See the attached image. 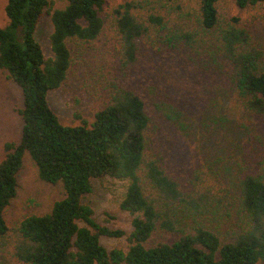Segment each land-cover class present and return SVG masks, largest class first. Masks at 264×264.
Instances as JSON below:
<instances>
[{
	"label": "trees",
	"instance_id": "16d2710c",
	"mask_svg": "<svg viewBox=\"0 0 264 264\" xmlns=\"http://www.w3.org/2000/svg\"><path fill=\"white\" fill-rule=\"evenodd\" d=\"M60 1L62 7L52 0L4 6L0 70L20 89L22 124L19 142L5 144L0 161V259L7 252L8 264H264V55L248 30L236 17L221 19L220 0H197L194 29L171 23L177 4L163 10L150 0L120 4L114 14L124 81L107 83L92 122L69 126L48 95L65 83L73 49L101 34L105 1ZM235 5L259 7L264 18V0ZM43 16L52 26L49 57L36 36ZM148 51L159 58L147 56L149 65L140 69ZM184 71L190 79L184 73L174 82ZM190 124L222 140L226 151L210 166H229L233 189L200 186L197 177L187 189L167 171L161 149L168 129L181 135ZM26 155L38 179L61 184L64 197L11 231L4 213ZM105 178L128 182L119 206L133 217L125 251L101 244L125 232L96 222L84 202ZM159 232L174 240L147 246Z\"/></svg>",
	"mask_w": 264,
	"mask_h": 264
},
{
	"label": "rangeland",
	"instance_id": "374dc122",
	"mask_svg": "<svg viewBox=\"0 0 264 264\" xmlns=\"http://www.w3.org/2000/svg\"><path fill=\"white\" fill-rule=\"evenodd\" d=\"M55 7H62L63 2L52 0ZM105 5L101 18L104 25L101 34L89 45L76 46L72 51L71 68L65 83L48 95V101L64 125L77 126L82 120L92 122L93 115L101 103V94H105L107 83L118 81L123 83L124 76L121 73L119 63V38L115 27L114 10L128 0H104ZM158 10L163 8L180 6L171 15V23L175 21L185 22L194 29L197 21V0H150ZM6 0H0V28L7 26L4 14ZM164 4V5H163ZM218 14L223 20L236 17L240 20L251 36V44L261 50L264 55V18L259 7L240 9L235 5V0H220L217 4ZM180 14V16H179ZM52 32V26L48 16H43L38 30L37 39L43 49L44 55H51L48 38ZM175 60L173 53L168 55ZM158 60V56L150 51L142 54L140 69L146 68L148 58ZM264 61V59H263ZM264 65V62H263ZM190 79L187 71L183 74H174V82H179L182 76ZM133 74L129 72V77ZM184 83V82H183ZM185 86L188 84H184ZM188 96L189 103L192 95ZM22 106L20 89L6 78L5 72L0 70V161L4 157V146L7 143H18L21 132V118L18 110ZM194 107V106H193ZM188 116L195 117L196 112H187ZM193 119V118H192ZM192 119H187L190 122ZM203 130V131H202ZM190 124L186 132H173L168 129L167 141L162 145L163 161L167 171L186 188H192L190 181L195 177L199 179V185L228 186L233 189L232 171L224 163L210 166V162L218 157H223L226 147L216 134L204 133L205 130ZM220 145H217V144ZM235 147V146H234ZM225 157V156H224ZM217 177V178H216ZM18 192L4 213L8 227L13 231L19 223L32 215H42L51 209L52 205L64 197L61 184L51 185L41 182L37 177L36 168L31 159L26 155L23 159V167L18 174ZM128 182L105 178L95 181L90 194L84 202L93 210V218L101 225L111 229H120L125 236L120 238H101V244L108 250L127 248V238L132 231V216L119 209L125 195ZM12 233V232H11ZM174 236L166 233H155L150 242L153 245L160 242H171ZM7 255V252H4ZM1 258L7 257L6 255ZM0 259V264H8V259ZM12 264H17L12 261Z\"/></svg>",
	"mask_w": 264,
	"mask_h": 264
}]
</instances>
